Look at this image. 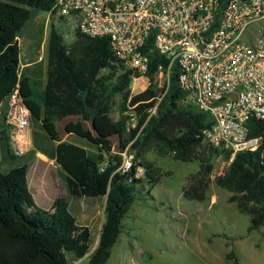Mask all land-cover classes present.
I'll list each match as a JSON object with an SVG mask.
<instances>
[{
    "label": "trees",
    "instance_id": "trees-1",
    "mask_svg": "<svg viewBox=\"0 0 264 264\" xmlns=\"http://www.w3.org/2000/svg\"><path fill=\"white\" fill-rule=\"evenodd\" d=\"M53 0H0V84L16 75L19 94L31 114L32 146L22 155L11 149L5 112L0 111V264H68L88 255L96 241L91 226L98 208H104V222L97 245L87 264H106L118 240L122 220L142 182L134 173H121L120 160L110 157L114 140L116 152L126 148L134 156V169L141 167L152 185L158 183L159 169L146 160L172 154L182 162L198 161L204 197L208 176L213 170L212 156L218 151L204 143L203 130L210 127L207 113L181 103L183 92L178 71L173 67L168 90L155 116L147 109L158 94L155 80L159 68L168 62L155 51L148 53L149 86L131 95L136 77L115 60L107 37L78 34L68 45L51 24L47 40L46 64L30 58L20 68L19 34L35 12H52ZM44 24L39 28L42 35ZM40 39L36 45H40ZM120 96L119 118L111 117L115 98ZM3 97V96H2ZM1 102V101H0ZM131 108V109H128ZM135 117L132 126L129 114ZM69 117L65 131L83 140L80 144L61 141L56 126ZM85 123H89L87 127ZM249 136L262 140L256 153H238L218 184L235 193L238 209L250 216L249 232L264 224V120L248 122ZM40 153L60 167L57 173L65 196L57 198L51 209L35 206L28 191V164ZM229 157V154L226 153ZM189 195V194H188Z\"/></svg>",
    "mask_w": 264,
    "mask_h": 264
},
{
    "label": "built area",
    "instance_id": "built-area-1",
    "mask_svg": "<svg viewBox=\"0 0 264 264\" xmlns=\"http://www.w3.org/2000/svg\"><path fill=\"white\" fill-rule=\"evenodd\" d=\"M53 1L54 13L48 14L60 22L63 42L70 44L78 34L107 37L115 60L136 76L133 81H148L149 52L166 59V70L159 68L155 80L158 94L146 102L153 103L148 118L156 115L176 67L182 105L210 118L204 143L228 153L229 162L238 153L258 152L262 140L249 136L248 122L264 120V0ZM4 108L11 149L22 155L32 146V128L18 86ZM120 156L117 171L144 175L141 167L133 171L128 148Z\"/></svg>",
    "mask_w": 264,
    "mask_h": 264
},
{
    "label": "rangeland",
    "instance_id": "rangeland-1",
    "mask_svg": "<svg viewBox=\"0 0 264 264\" xmlns=\"http://www.w3.org/2000/svg\"><path fill=\"white\" fill-rule=\"evenodd\" d=\"M42 24L44 29L40 35ZM51 24L59 29L57 19L48 13L35 12L21 31L18 38L20 68L30 58L46 64ZM16 84V75L0 84V111L5 109L4 95ZM155 85L159 90L157 82ZM148 86L149 82L144 78L132 81L130 93L138 94ZM120 103V96H116L111 113L114 121L119 118ZM75 121V117H69L56 124L61 141L80 144L93 151L83 140L65 131L66 123ZM85 125L90 127L89 123ZM114 156L121 164L115 140L110 153V157ZM145 158L159 169L158 183L152 185L144 175L139 177L142 182L136 185L135 201L122 220L118 240L106 264H264V224L249 232L250 216L238 209L235 193L218 184V179L227 174L232 164L226 153L212 156L213 170L202 200L196 198L203 192L198 161L182 162L172 154L157 155L153 151ZM2 168L0 166L1 171ZM60 170L55 161L39 154L28 164L26 182L35 206L49 210L57 198L65 195L57 176ZM104 217L101 206L91 223L96 228L93 247L82 259L76 260L69 255L68 264H87L88 256L97 245Z\"/></svg>",
    "mask_w": 264,
    "mask_h": 264
},
{
    "label": "crops",
    "instance_id": "crops-1",
    "mask_svg": "<svg viewBox=\"0 0 264 264\" xmlns=\"http://www.w3.org/2000/svg\"><path fill=\"white\" fill-rule=\"evenodd\" d=\"M38 154H39L41 157L46 158L44 155H42V154H40V153H37L36 155H38ZM43 164H46V162H43ZM64 196H65V195H64ZM64 196H61V197H64ZM50 207H51V206H49V209H51Z\"/></svg>",
    "mask_w": 264,
    "mask_h": 264
}]
</instances>
